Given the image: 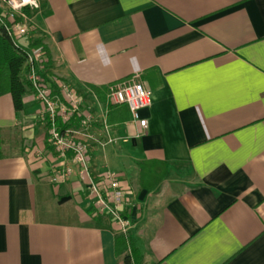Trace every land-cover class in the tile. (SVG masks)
<instances>
[{
  "label": "crops",
  "instance_id": "0c3cea01",
  "mask_svg": "<svg viewBox=\"0 0 264 264\" xmlns=\"http://www.w3.org/2000/svg\"><path fill=\"white\" fill-rule=\"evenodd\" d=\"M39 2L19 43L41 40L46 71L94 117L91 176H119L132 227L127 240L93 215L32 91L17 113L5 94L0 264H124L132 248L138 264H264V0ZM134 74L151 93L145 130L106 106L107 87Z\"/></svg>",
  "mask_w": 264,
  "mask_h": 264
},
{
  "label": "built area",
  "instance_id": "2783aa9c",
  "mask_svg": "<svg viewBox=\"0 0 264 264\" xmlns=\"http://www.w3.org/2000/svg\"><path fill=\"white\" fill-rule=\"evenodd\" d=\"M39 11V0H0V28L13 40L14 45H18L20 40L36 31L34 22ZM37 63H40V55L38 51H31L27 57V79L31 84L33 99L40 107V119L47 125V143L58 158L65 159L67 154L71 155V161L85 183L93 215L108 218L117 226L118 232L126 237L132 227L126 213L128 191L123 189L116 173L105 170L96 177L90 173L89 140L100 143L89 133L95 122L94 117L67 84L56 80V92L41 84L35 68ZM120 105L127 106L132 122L137 123L140 129L147 128V121L139 117V111L151 106V93L142 83L140 74L107 87L106 106ZM57 120L62 124L74 120L77 126L60 132L56 128ZM68 173L69 170L57 172L53 182L63 183Z\"/></svg>",
  "mask_w": 264,
  "mask_h": 264
},
{
  "label": "trees",
  "instance_id": "16d2710c",
  "mask_svg": "<svg viewBox=\"0 0 264 264\" xmlns=\"http://www.w3.org/2000/svg\"><path fill=\"white\" fill-rule=\"evenodd\" d=\"M31 51H38L40 55V63L35 65L36 71L38 68L45 69L43 78L37 73L41 84L56 92L55 79L46 71L49 66V56L46 47L42 41L35 39L28 46H23L18 42L14 45L4 30L0 28V96L9 94L12 98V103L15 112H21L23 108V97L28 90L32 91L31 84L27 79L29 65H27V57ZM115 106H108L112 108ZM74 122L62 124L59 120L56 122V128L61 132L72 127ZM121 237V236H120ZM123 240V237H121ZM128 240V239H127ZM125 242V240H123ZM137 252L134 248L131 249V255L124 257V264H138L136 260Z\"/></svg>",
  "mask_w": 264,
  "mask_h": 264
},
{
  "label": "rangeland",
  "instance_id": "374dc122",
  "mask_svg": "<svg viewBox=\"0 0 264 264\" xmlns=\"http://www.w3.org/2000/svg\"><path fill=\"white\" fill-rule=\"evenodd\" d=\"M34 24H35V28L37 29V25H36V19H35V22H34ZM32 36V35H31ZM31 36H28L27 38H25L26 40L27 39H31ZM70 87V86H69ZM70 88H72V87H70ZM73 89V88H72ZM74 91H75V93L77 94V96L79 97V98H81V96L78 94V92L75 90V89H73ZM83 106H84V104H83ZM126 239H128V235L126 236Z\"/></svg>",
  "mask_w": 264,
  "mask_h": 264
}]
</instances>
